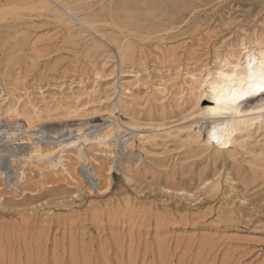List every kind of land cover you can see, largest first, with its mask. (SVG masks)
<instances>
[{
	"label": "rangeland",
	"instance_id": "rangeland-1",
	"mask_svg": "<svg viewBox=\"0 0 264 264\" xmlns=\"http://www.w3.org/2000/svg\"><path fill=\"white\" fill-rule=\"evenodd\" d=\"M56 1L0 0V126L13 107L24 138L31 105L70 107L46 134L86 138L32 143L63 169L3 151L24 176L0 190V264H264V127L234 91L264 0Z\"/></svg>",
	"mask_w": 264,
	"mask_h": 264
},
{
	"label": "bare ground",
	"instance_id": "bare-ground-1",
	"mask_svg": "<svg viewBox=\"0 0 264 264\" xmlns=\"http://www.w3.org/2000/svg\"><path fill=\"white\" fill-rule=\"evenodd\" d=\"M37 2L38 3H35V4L39 5L40 7L48 6V9H49V5H51V3H52V2L50 3L49 0H37ZM55 2H57V1L55 0ZM65 11H66V7H65ZM84 26L87 27L88 25L86 23H84ZM233 71H235V70H233ZM237 72H238V70H237ZM262 73H264V52H263L262 60L259 62V64L252 65L245 72H239V74H237V77L235 76L236 77L235 81L237 82V84L235 87L234 86H232V87H234L235 96L239 100V102H237V103H239L238 104L239 109L237 111L238 112L237 114L240 118H242V119H240L241 122H239L242 125L252 126L254 124H259V126L264 127V91H261V89L264 88V84L261 83V74ZM220 74L222 77H225L228 81L232 80L229 75H227L225 73H220ZM134 77H135V79H137V74H134ZM189 81L190 82L195 81V76L190 75ZM136 83H138V80L135 83H132L131 85H134ZM233 85H234V83H233ZM224 91H225V89H224ZM216 102H217V100H216ZM225 102H226V100H225ZM235 102H236V100H235ZM225 105L229 106L227 104H225ZM230 107H232V106L230 105ZM233 108H234V105H233ZM38 112L39 111L36 109V107L31 105V114L33 116H29V115H27L26 117L24 116L25 117V118H23L25 120V124H24L25 130L24 131L26 132V137H24V138L20 137L18 135L19 133L16 132L15 129L14 130H13V128L11 129V127L9 125L15 121L14 118H15V116H17V113L15 112V109H13V107L7 108L4 111V114L1 116V119L6 121V125L0 126V134H1L0 141H3L2 147L0 148V163H1V165H0V169H1V171H0V190L1 189L3 190V188H10L11 186H13V184L11 183L12 180L16 179L15 182H20V181L22 182V177L24 176L23 175L24 170H9L6 163L2 164V161L5 159V158L3 159V155H2L3 151L6 152L7 154H9L8 156H11V159L9 160V161H11L10 165L11 164L12 165H14V164H16V165L22 164L23 165L25 161H29L32 158H35L38 161H41L43 159H47L48 163L50 165L49 167L63 169V168H65L66 164L64 162V159L61 156H58L56 162L54 160H52V158H51V155L54 154V152L56 150H52L50 152H48V151L42 152V149L38 144H32V143L37 142L38 140L46 139L52 143L57 142V143H60L59 145H68L69 146L71 144H75L76 140L78 138H81V137L85 141V138H86L85 135H79V134H78L79 136H76L74 138L70 137L73 139H65V138L62 139V137H65L66 135L72 136V132L66 131L63 133H59L60 135H57V136H53V135L50 136V135H47L45 132V129H47V127L62 126L71 120H75L76 117L75 116L72 117V113H71L72 108L65 107L63 109H60L58 111V113H56V112L53 113L52 110L47 109L43 113L44 115L42 117H39ZM87 115H90V114H87ZM103 115H107L108 117H110V114L107 111L106 112L103 111V113L98 114V116H103ZM206 115H207V113H206ZM215 115H216V117L211 119V123H212L214 130H217L216 124H215L216 120H220L221 122H223L224 119L217 112L215 113ZM86 118H89V116L85 117V119ZM60 137H61V139H60ZM53 139H59V140L53 141ZM26 145H27L28 149H25ZM126 145H128L127 142H126ZM26 150L28 151L27 156L24 155V153H23ZM57 150H59V148ZM81 150L80 149L78 150L77 158L79 160H84L85 155L84 156L82 155ZM19 160H21V161H19ZM17 161H19V162L17 163ZM112 162H114V161H112ZM97 164L100 166L101 163L97 161ZM112 167H113L112 164H109V166H107V169H108V171L106 173L107 175L110 174ZM11 169H13V168H11ZM107 169H105V171ZM98 170L99 169H98L97 165L93 169H87L88 178H90V179L98 178V176L93 178V176H95L97 174ZM86 178H87V176H86ZM108 185H110V182ZM22 191H23V193H25V189H23ZM32 194H33V192H32ZM18 199H20V198H18Z\"/></svg>",
	"mask_w": 264,
	"mask_h": 264
},
{
	"label": "snow or ice",
	"instance_id": "snow-or-ice-1",
	"mask_svg": "<svg viewBox=\"0 0 264 264\" xmlns=\"http://www.w3.org/2000/svg\"><path fill=\"white\" fill-rule=\"evenodd\" d=\"M261 83L264 84V73L261 74ZM261 91H264V88H262Z\"/></svg>",
	"mask_w": 264,
	"mask_h": 264
}]
</instances>
